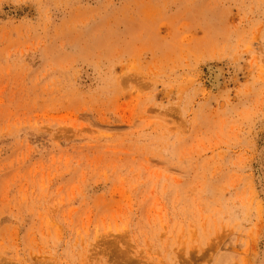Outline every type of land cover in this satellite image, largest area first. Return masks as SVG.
Instances as JSON below:
<instances>
[{
    "label": "rangeland",
    "instance_id": "rangeland-1",
    "mask_svg": "<svg viewBox=\"0 0 264 264\" xmlns=\"http://www.w3.org/2000/svg\"><path fill=\"white\" fill-rule=\"evenodd\" d=\"M0 264H264V0H0Z\"/></svg>",
    "mask_w": 264,
    "mask_h": 264
}]
</instances>
